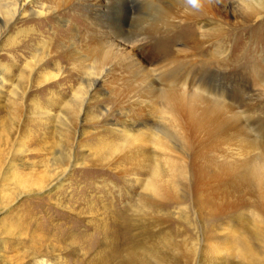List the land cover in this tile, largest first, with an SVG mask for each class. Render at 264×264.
Listing matches in <instances>:
<instances>
[{
  "label": "bare ground",
  "instance_id": "6f19581e",
  "mask_svg": "<svg viewBox=\"0 0 264 264\" xmlns=\"http://www.w3.org/2000/svg\"><path fill=\"white\" fill-rule=\"evenodd\" d=\"M166 2L161 7L157 0H148L141 8L135 0H47L49 5L41 0H0V32L18 18L31 23L25 32L38 33L44 22L61 10L74 13L82 8L87 12L85 22L91 26L89 40L93 45L85 53L74 47L75 35L65 39L56 37L55 43L70 41L65 47V57L71 62H84L89 55L91 60L82 66L84 77L72 88V99H61L59 103L63 115L59 119L61 127L64 126L60 131L68 132L72 116L79 119L85 115L87 105L94 101L104 118L106 131L98 136V145L94 148L98 160L100 164L119 169L126 176V195L129 198V188H134L136 196L135 201L126 204L120 217L110 211L111 232L108 237L103 233L104 251L94 264H264V228L254 225L248 229L241 215L234 217L233 214L249 208L255 221L264 223L261 217L264 216V70L257 62L241 63L237 70L231 71V76L222 70L229 58L238 59V53L230 56L225 41L234 32L256 27L264 20V0ZM224 2L226 9H222ZM147 10L155 11L156 17L152 24L143 26L149 15ZM188 23L195 24L189 33L196 32V36L187 35L186 45L167 51L160 62L154 63L148 83L146 79L142 82L146 83L143 88L150 91L143 88L135 91L132 86L135 77L131 76L126 91L115 94L112 99L114 105L121 104L119 109L105 108L99 95L105 94L104 86L108 84L112 67L125 66L128 59V66L144 72L134 50L145 42L158 45L164 38L188 30L183 28ZM1 37L0 34V43ZM10 39L13 49L20 42L27 43L30 57L19 71L18 79L10 85L9 109L15 120L14 127H10L11 131H17L20 112L25 106V83L48 84L58 81L62 73L58 67L56 72H37L44 60L50 58L44 39L32 35L19 43L16 37ZM206 44L213 50L210 57L203 58L199 55H202L201 46L206 48ZM247 52L241 54L243 61L259 58L258 51L254 57ZM197 60L201 64H196ZM14 67V62L0 61V88L8 82ZM191 81L193 90L188 88ZM249 89H255L256 96L249 94ZM30 103L31 115L39 117L43 106L35 99ZM128 109L137 113L129 114ZM11 131L8 133L7 129V134ZM61 136L62 146L66 147V136ZM22 142L17 144L13 159L25 154L26 143ZM69 151V154L53 151L51 176L44 173L20 183L14 178V186L23 188L17 197L46 187V181L65 174L68 165L84 166ZM2 153L0 167L4 161ZM11 170L12 166L6 173ZM187 193L192 195V202L198 208L196 219L200 224H192L188 216L177 217L195 230V238L183 230V234L177 229L173 233L161 225L175 215L164 211V207L179 204ZM180 210L185 212L186 207ZM121 228L128 232L125 247L115 244L119 242L116 240ZM31 252L33 258H38L37 250Z\"/></svg>",
  "mask_w": 264,
  "mask_h": 264
},
{
  "label": "rangeland",
  "instance_id": "374dc122",
  "mask_svg": "<svg viewBox=\"0 0 264 264\" xmlns=\"http://www.w3.org/2000/svg\"><path fill=\"white\" fill-rule=\"evenodd\" d=\"M135 1L140 6L148 2V0ZM166 1L157 0L161 7L167 5ZM41 2L49 5L47 0H41ZM221 5L222 9H226V2ZM74 11L75 14L72 12L74 16H71L72 13L68 10L59 11L55 16L60 19L63 18L62 21L52 16L50 21L43 23L44 25L38 33L25 32L29 28L27 25H31V23H27L23 18H18L6 30L0 32L2 35L0 61L6 64H10V62L15 64L11 75L7 77L8 82L0 88V151L4 155V161L0 167V264H94L97 262V257H100V252L104 251L105 237L103 233L108 237L111 232L110 211H114L120 217L126 204L130 200H136L134 188H129V198L126 195L128 193L126 176L121 174L120 170L113 165L100 164L98 160L94 148H97L98 136H103L106 131L103 126L104 118L98 113L94 101L87 105L88 110H86L85 115L82 114L79 119L72 116L71 127L68 132L60 131L62 120L59 119V115L61 118H63V115L60 112L62 106L59 107V103L62 100L69 101L72 99V88H76L84 77L82 66L89 64L91 60L89 55L87 56L88 60L84 62H71L67 56L65 57L67 52L65 47L70 41L65 40L63 43L62 41L55 43L56 39L59 35V39L75 35L76 44H74V47L76 46L81 53H85L86 48L93 45L89 40L91 38V26L85 22L87 12L85 14L82 8ZM152 11H145L149 15L146 16L143 26L152 24L156 17L155 11ZM230 21L234 22V19L231 18ZM194 25V23H188V25L183 26L184 29L188 30L176 32L172 36H169L170 34L165 35L169 37L164 38L163 42L158 45L145 42L139 46L138 51L134 50L137 62L145 68L144 72L140 73V69L139 71L137 68L133 69L128 66L130 65L128 59L127 62L125 61V66L123 64L112 67L108 84L106 83L104 86L105 94L99 95L105 108L111 111L119 109L121 104L114 105L112 99L115 94L126 91L131 76L135 77L134 83H132L135 91L138 88H143L148 83L149 77L152 76L151 70L155 67L154 63L160 62L167 51L173 52L182 45H186L189 39L187 35H190V37L196 36V32L195 34L189 33L191 29H194ZM31 35L46 41L45 47L48 49L50 57L49 60L48 58L44 60L43 65L37 72L45 73L46 70L56 72L58 67L62 75L58 78V81L56 80L57 82L52 81L40 86L32 83L24 84L23 89H26V96L23 103L25 106L20 112L18 119L20 123L15 132L14 130L11 131L15 120L9 109V100H11L9 91L11 82L14 83L18 79L19 71L23 70L25 62L30 58L28 44H22L23 42L20 41ZM232 35L225 41L226 48L230 50V56L233 53L234 55L238 53V59L229 58L222 70L225 69L226 73L231 76L232 72L237 70L238 65L249 62H257L260 69L264 70V42L262 44L264 40V20L256 27L246 28L243 32H234ZM13 37H16L17 42L21 44L16 49L11 48L8 42ZM172 37L175 39L172 40ZM142 47L144 50H142ZM212 50L211 46L206 44L205 48L202 45V55L199 56L204 58V55H206L205 58H208ZM257 51L259 58L256 57V61H243L241 59L242 52H251L250 54L254 57ZM198 61L195 63L201 64V61ZM145 79L146 83H142ZM192 83L191 81L188 84V88L193 90ZM143 89L147 90L146 88ZM149 91L147 90V92ZM248 92L255 96L257 94L255 89H249ZM33 99L43 106V113L39 117L31 115L32 106L30 102ZM127 112L129 114L137 113L132 109H128ZM111 118L116 120L115 116H111ZM61 128L63 130L64 126ZM7 129L8 133L11 131L9 135ZM62 134L66 136L68 142L66 147L62 146ZM23 140L25 142H22ZM21 142L26 143V152L24 155L13 159L11 156L17 148V144ZM80 146L85 148L83 149ZM70 149L72 153L74 152V157L80 163H84V166L68 165L66 173L60 174L56 179L52 178L54 179L51 180L52 182L50 180L46 181V187L35 193L25 192L17 197V194L23 188L14 186V178L17 177L20 183L22 180H32L44 173L51 176L52 166L50 165L54 158L53 151L57 150L69 154ZM10 166H12L11 173L8 172L7 174L6 172ZM66 166L67 162L65 161L63 167ZM133 201L132 203H134ZM192 201V195L187 193L184 200L180 201L179 204L164 207V211H172L175 215L170 216V220L167 222L162 221L161 225L173 233L178 230V232L180 231L179 234H183V230L191 238H195V230L177 217L188 216V220L192 224L196 226L200 224L199 220L196 219L198 208L194 206ZM184 207H186V213L180 212V209ZM233 214H235L234 217L241 215V219L247 224L248 229H252L254 225L257 228H264V223L255 221L249 208L244 207ZM121 229L116 240L119 242L115 244L121 246V243L125 247L128 244L127 242L124 243V241H127L128 232H123L124 228ZM124 235L126 238H124ZM121 238H124L123 241ZM33 249L39 252L38 258H33L34 254L31 252Z\"/></svg>",
  "mask_w": 264,
  "mask_h": 264
}]
</instances>
